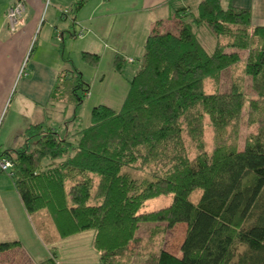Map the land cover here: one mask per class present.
I'll return each instance as SVG.
<instances>
[{"label":"trees","instance_id":"1","mask_svg":"<svg viewBox=\"0 0 264 264\" xmlns=\"http://www.w3.org/2000/svg\"><path fill=\"white\" fill-rule=\"evenodd\" d=\"M221 1L199 0L194 13L175 10L151 26L118 110L93 107L88 126L75 123L63 137L34 124L24 130L23 146L2 156L11 163L2 173L24 213L43 211L60 239L92 231L99 264L134 258L140 264H264V27L251 26L246 9L222 8ZM202 32L211 38L208 48L198 38ZM81 58L96 66L99 56ZM121 62L113 58L119 74ZM225 70L232 73L230 88L220 92ZM73 74L54 86L53 98L67 96L77 107V91L87 93L88 85ZM244 77L254 94L248 100ZM244 108L247 125L257 129L239 150ZM159 198L168 204L146 211ZM140 224H150L143 241L136 235ZM176 224L185 229L178 256L162 247L150 256L142 252ZM18 246L0 243V264L20 263L9 257Z\"/></svg>","mask_w":264,"mask_h":264},{"label":"crops","instance_id":"2","mask_svg":"<svg viewBox=\"0 0 264 264\" xmlns=\"http://www.w3.org/2000/svg\"><path fill=\"white\" fill-rule=\"evenodd\" d=\"M16 1L0 0V158L23 146L19 141L29 126L56 129L55 110L67 130V96L54 99L53 88L72 77L71 72L84 69L82 53L100 54L106 64L116 55L122 60L140 58L155 22L167 20L179 9L194 13L199 2L193 10L188 5L193 0H22L23 15L11 29L6 11ZM225 4L246 9L250 25L264 27V0H229ZM73 59L80 69L69 67ZM94 77L98 79V74ZM72 118H76L74 113L69 122ZM2 180L0 177V243H19L13 222L19 227L25 213L14 189L2 199L1 193H7ZM38 261L32 263L42 262Z\"/></svg>","mask_w":264,"mask_h":264},{"label":"rangeland","instance_id":"3","mask_svg":"<svg viewBox=\"0 0 264 264\" xmlns=\"http://www.w3.org/2000/svg\"><path fill=\"white\" fill-rule=\"evenodd\" d=\"M195 2L197 0L190 1L188 5H192V9L195 10ZM222 8L226 7L225 0L220 2ZM169 25V24H168ZM168 28V27H167ZM165 31V30H163ZM198 38L201 39L202 43L206 48H208V42L211 41V38H205V33H199ZM143 49V48H142ZM142 51V50H141ZM99 56L96 66H90L87 63L82 62L84 69L77 70L82 78L83 82L88 85L87 93L81 95V91H77L78 96L81 97L80 103L77 107H74V103L72 100H68V105L66 109V115L64 117V122L66 123L68 130L70 131L72 128V124L69 122V118L73 117V113L77 118L76 125L83 128L88 126L89 124V115L91 112V108L103 105L108 108H112L118 110L121 105L123 97L127 92L128 81L131 80L134 72L139 67L140 58H133L122 60L120 63V74L114 70L112 62L106 64L104 57H100V54H96ZM245 52L240 53V59L244 57ZM102 58V59H101ZM100 60V61H99ZM75 62V63H74ZM69 67L73 70L74 68L80 69V65L77 61L73 59V64H70ZM97 69V70H96ZM82 73H81V72ZM96 71V72H95ZM233 72V71H232ZM238 71H236L237 73ZM95 73L98 74V79H95ZM232 73L230 70H225L224 73L219 78V91L226 92L230 88V75ZM72 77H75V74L71 72ZM102 75V79L100 80V76ZM70 76V75H69ZM72 80V81H71ZM75 80L72 78L68 81L67 88L72 85ZM243 88L242 92L245 94L246 99H250L254 97L253 92L250 91V83L247 77L243 78ZM206 90L210 92L212 90L211 83L207 84ZM60 116L58 112L55 110L54 117V125L56 126V131L63 137L64 134V124L60 121ZM63 118V117H62ZM246 114L245 108L242 111V117L239 122V128L237 132V143L236 146L239 150L242 148V144L244 143L246 136L249 134H254L256 132L257 125H247L246 122ZM203 139L205 141V150L210 151L211 147V131L206 129L204 132ZM25 138L19 141V145L24 143ZM29 149H32V143L27 142ZM137 177L145 176L144 173L136 172L134 174ZM0 177L4 181L3 186L7 189V193L3 191L1 193L2 199H6L11 194L8 192L10 190L13 192L12 181L5 174H0ZM14 193V192H13ZM199 193L197 191L193 192L190 201L193 203L197 200ZM15 198H17L15 196ZM14 199V197H13ZM169 202L168 198H159L154 200H149L145 204L146 211L149 210H158L164 206H166ZM7 213H10L8 208ZM14 213V211H13ZM23 214V212H22ZM22 216V215H21ZM10 217V214H9ZM19 222V220H18ZM12 223V222H11ZM14 228L16 227V233L18 236V241L20 244L19 250H15L12 252L11 258L15 259V261H19L18 264H34L32 260L35 262L37 260L42 261L44 259H48L50 257H54L56 264H99L98 255L94 251L91 241L94 233L92 231H83V233L72 235V237L67 238H59L56 234L55 228L49 217L43 211H37L36 214L27 215L24 214L21 222L17 225L14 224ZM22 226V227H20ZM150 224H140L138 232L136 235L143 241L145 239V235L149 232ZM184 224H176L174 225L167 233L162 235L161 238H154L151 242L153 244L150 247L147 245V248L142 252L148 254L149 256L155 252L158 248H163L167 252L172 255H179V246L183 241L184 235ZM28 259L30 261H28ZM38 261V263H39ZM141 259L134 258L130 264H140ZM144 261V260H142ZM37 264V263H36Z\"/></svg>","mask_w":264,"mask_h":264},{"label":"built area","instance_id":"4","mask_svg":"<svg viewBox=\"0 0 264 264\" xmlns=\"http://www.w3.org/2000/svg\"><path fill=\"white\" fill-rule=\"evenodd\" d=\"M24 3L22 0L16 1L11 7H9L6 11V20L10 25L11 29L17 22V20L23 15ZM11 168V163L8 159L3 157L0 158V173H8ZM8 175V174H7Z\"/></svg>","mask_w":264,"mask_h":264}]
</instances>
